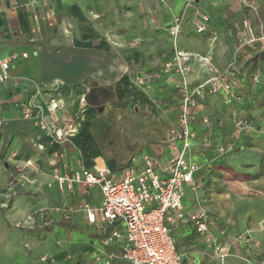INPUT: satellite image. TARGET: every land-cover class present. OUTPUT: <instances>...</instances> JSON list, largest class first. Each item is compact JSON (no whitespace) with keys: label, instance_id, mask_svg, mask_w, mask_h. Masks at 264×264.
<instances>
[{"label":"crops","instance_id":"obj_1","mask_svg":"<svg viewBox=\"0 0 264 264\" xmlns=\"http://www.w3.org/2000/svg\"><path fill=\"white\" fill-rule=\"evenodd\" d=\"M247 1L0 0V59L19 53L10 62V77L0 82V118L4 121L0 127V241L4 240L5 224L10 221L3 205L6 179L12 170L23 175L17 166L33 159L39 162L40 169L30 176L39 178L44 186L45 202L40 207H62V211L49 212L56 226L68 225L66 236L56 241L59 250L52 256L50 252H41L40 256H47L48 260L40 264H127L121 258L124 239H108L101 224L90 223L87 219L86 206L101 204L99 186L75 184L72 190L62 191L48 161L59 151L63 153L62 161L58 163L62 173L108 167L94 148V127L101 117L92 114L102 94H106L112 97V103L118 108L134 106L136 111L141 110L142 116L131 113L129 119L134 122L131 125L134 131L140 128L148 135L145 148L141 150L147 152H135L130 159L142 154L152 155L158 158L157 170L162 175V169L174 152V144L181 146V141L174 143L170 138V130L178 121L181 91L176 87L179 76L164 70L175 46L169 29L176 18L182 19L187 40H197L191 36L207 15L209 21L204 44L201 46L193 40L186 43V39L183 41L185 46L181 43L183 50L190 53L187 61L191 67L189 79L192 84H197L213 75H226V67L242 57L237 53L239 50L264 53L262 40L241 43L240 30L244 20L250 21L257 36H264V0ZM55 29L57 35L52 34ZM23 53H27V57ZM200 55L209 58L207 65L198 60ZM148 65L150 68H146ZM226 77L232 80L240 95L244 82L238 71ZM140 79L144 82L140 83ZM84 91L88 97L86 121L82 128L66 142L52 139L39 127L40 116L51 123L73 121L79 110L77 96ZM53 97L63 98L66 104L51 111L48 104ZM172 97H178L177 119L174 123H165L163 116L172 109L164 108L162 100ZM209 98L223 103L220 95L207 94L194 109L192 121V129L196 132L192 158L201 166L197 176L204 179V185L197 193L190 186L185 187L182 201L186 217L171 225L177 249L186 264H206L215 259L220 264V260L213 256L218 245L230 248L236 245L238 253L235 255H243V247L236 244L237 232L243 225L230 226V217L220 207L222 201L230 206V200L213 195L209 198L210 204L205 202L204 189L211 190L206 187L207 176L216 169L217 162H226L227 158L219 153L214 157L213 146L203 144L207 139L212 142V123L209 126L203 123V118L210 115L204 104ZM40 142L46 147L44 151L38 149ZM109 162L117 170L127 163ZM208 164L212 167L208 168ZM198 201L208 210L209 232L215 239L210 242L197 232L196 225L188 217ZM20 203V210L13 214V218L28 210ZM64 209L70 219H65ZM37 221L38 227H44L41 218ZM83 226H88L89 230L84 231ZM74 229L84 233L79 236V241H74ZM230 257L226 258L225 264L233 263Z\"/></svg>","mask_w":264,"mask_h":264},{"label":"built area","instance_id":"obj_2","mask_svg":"<svg viewBox=\"0 0 264 264\" xmlns=\"http://www.w3.org/2000/svg\"><path fill=\"white\" fill-rule=\"evenodd\" d=\"M245 3L248 1L245 0ZM178 20L176 19L177 24L170 29L173 35L178 32ZM208 21L209 17L204 15L203 22L196 27L199 33L208 30L206 24ZM242 24L243 29L240 30L242 45L264 41V36L259 37L254 33L250 21L244 20ZM18 56L19 53H14L0 59V82L10 77V62ZM23 56L27 57V53H23ZM189 58L190 53L175 44L172 58L164 66L166 72L179 76L176 87L181 91V103L178 121L170 130V138L174 143L181 141V146L174 144V152L168 164L162 169V175L157 170L158 158L149 154L132 157L117 174L108 167L97 166L95 169L81 168L62 173L58 163L62 161L63 153L59 151L48 161L54 168L53 177L62 191L72 190L75 184L86 187L99 186L101 204L96 207L86 206L87 219L90 223L101 224L108 239H124L121 258L127 264H186L177 249L171 225L186 217L182 201L185 187L190 186L197 193L204 185L203 179L197 176L201 166L192 158L193 142L196 139V132L192 129L193 111L207 94L220 95L227 105L232 104L236 98L233 82L226 76L213 75L193 85L189 79L191 71L190 65L187 64ZM198 60L206 65L209 62L208 57L201 55L198 56ZM139 81L143 83L144 79ZM77 99L79 110L75 112L73 121L63 124L51 123L40 116L39 127L52 139L61 143L76 135L86 121L87 92L80 93ZM65 104L63 98L53 97L48 107L55 111ZM235 122L239 127L248 125L244 117H237ZM3 123V119L0 118V127ZM203 123L210 125L208 116L203 118ZM203 144L207 147L213 145L210 139L205 140ZM37 146L40 151L46 148L42 142ZM217 150L220 155L228 152L225 146H219ZM210 167L211 164H208V168ZM39 169V162L33 159H28L24 165L17 166V170L24 176H30ZM51 185L52 183H49V186ZM55 210L62 211L63 208L39 207L27 217V221L38 226L37 219L41 218L43 226L51 225L54 218L49 211ZM63 212L65 219H70L65 209ZM188 217L196 225L197 232L203 234L208 242L215 240L209 232L208 210L201 201H198L195 209L188 213ZM222 233L224 234L225 230ZM230 255V247L225 245L216 246L213 253V256L220 260V264H225L226 258ZM41 259L47 261L48 257L43 256Z\"/></svg>","mask_w":264,"mask_h":264},{"label":"rangeland","instance_id":"obj_3","mask_svg":"<svg viewBox=\"0 0 264 264\" xmlns=\"http://www.w3.org/2000/svg\"><path fill=\"white\" fill-rule=\"evenodd\" d=\"M175 24L176 21L171 27ZM178 24L177 34L169 33L173 45L177 43L183 49L182 45L185 46L192 40L200 45L204 44L205 33H199L196 29L197 32L195 31L191 37L203 41L187 40L185 36L187 34L183 32L182 19L178 20ZM52 34L57 35V29ZM185 39L186 43L183 44ZM239 52L237 53L242 57L238 58V62L233 60L226 67V75H222H235L238 71L239 78L244 82L238 102L227 105L219 99L212 101L213 99L209 98L204 103L212 123L213 156L218 155L219 146L228 148V152L224 154L227 156L226 162H217L216 169L207 176L209 180L206 187H210L211 190L204 189V196L207 204H210L209 198L213 195L220 199L226 197L231 202L230 206L223 204L222 201L220 207L230 217V226L243 225V228L237 232L236 243L238 247H243V255L239 257L235 255L238 253L237 247L232 246L230 251L233 254L232 257L229 256L231 261L234 264H250L247 260L255 264H264V53L261 52L262 56L258 57L259 53H255V50ZM136 68L132 67V70H137ZM111 100L112 97L102 94L101 100L92 112L101 117L94 127L93 143L96 153L100 154L112 172L117 174L118 170L110 165L109 160H116L119 165L127 162L135 152L145 148L148 135L145 131L142 133L140 128L134 131L131 127L134 122L129 116L132 113L140 117L143 115L140 113L141 110L136 111L134 106L118 108ZM162 102L164 108L172 109L164 114L165 123L168 121L174 123L177 119L178 97L163 99ZM224 105L228 107L224 108ZM99 107L103 110L99 111ZM237 117H244L247 120V127L237 126L235 122ZM5 185L3 205L5 216H9L10 221L8 225L5 224L4 240L0 241V264H40L41 252H50L52 256L59 250L56 241L66 236L68 225L38 227L27 221V217L45 202L44 186L39 178L19 175L16 170H12ZM19 203L22 208L28 210L13 218V214L20 210ZM83 228L84 231L89 230L88 226ZM74 230V241H79V236H83L84 233H80L78 229ZM209 262L206 264L218 263L216 259Z\"/></svg>","mask_w":264,"mask_h":264},{"label":"trees","instance_id":"obj_4","mask_svg":"<svg viewBox=\"0 0 264 264\" xmlns=\"http://www.w3.org/2000/svg\"><path fill=\"white\" fill-rule=\"evenodd\" d=\"M257 56H258V57L262 56V53H259ZM257 56H256V57H257ZM256 57H255V58H256ZM87 97H88V95H87ZM239 99H240V95H239V93L236 91V98L233 100V103L236 104V103L238 102ZM98 109H100V107H99ZM220 164L223 165L224 163H220ZM53 225H55V224L53 223V224L48 225V226H49V228H51Z\"/></svg>","mask_w":264,"mask_h":264},{"label":"water","instance_id":"obj_5","mask_svg":"<svg viewBox=\"0 0 264 264\" xmlns=\"http://www.w3.org/2000/svg\"><path fill=\"white\" fill-rule=\"evenodd\" d=\"M102 110H103V108H100V109H99V111H102Z\"/></svg>","mask_w":264,"mask_h":264},{"label":"bare ground","instance_id":"obj_6","mask_svg":"<svg viewBox=\"0 0 264 264\" xmlns=\"http://www.w3.org/2000/svg\"><path fill=\"white\" fill-rule=\"evenodd\" d=\"M21 163V162H20ZM101 164V163H100ZM105 164V163H104ZM102 165V164H101Z\"/></svg>","mask_w":264,"mask_h":264}]
</instances>
